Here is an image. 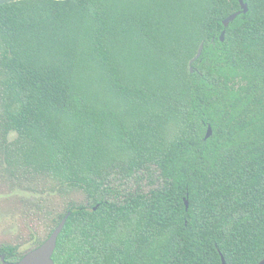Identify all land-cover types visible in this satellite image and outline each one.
<instances>
[{
    "label": "trees",
    "instance_id": "1",
    "mask_svg": "<svg viewBox=\"0 0 264 264\" xmlns=\"http://www.w3.org/2000/svg\"><path fill=\"white\" fill-rule=\"evenodd\" d=\"M243 1L227 28L239 0L0 6V186L37 197L34 248L70 213L54 264L264 259V0Z\"/></svg>",
    "mask_w": 264,
    "mask_h": 264
},
{
    "label": "rangeland",
    "instance_id": "2",
    "mask_svg": "<svg viewBox=\"0 0 264 264\" xmlns=\"http://www.w3.org/2000/svg\"><path fill=\"white\" fill-rule=\"evenodd\" d=\"M129 186L133 188L135 184L130 183ZM141 187L145 192L149 189V186L145 185L144 182L141 183ZM35 198L37 197H32L28 193L8 192V188L0 186V245H17L21 254L34 248V240L31 239L29 232L24 229V211H20L19 201L21 199L33 201ZM51 199L57 201L60 198L54 196Z\"/></svg>",
    "mask_w": 264,
    "mask_h": 264
},
{
    "label": "water",
    "instance_id": "3",
    "mask_svg": "<svg viewBox=\"0 0 264 264\" xmlns=\"http://www.w3.org/2000/svg\"><path fill=\"white\" fill-rule=\"evenodd\" d=\"M22 0H0V6L14 3ZM53 1H66V0H53ZM240 11L229 15L222 21V26L227 28L230 23H232L237 16L240 14H246L248 11L247 5L244 3L243 0H239ZM225 31H222L220 34V41L224 40ZM203 50V44H200L195 56L189 61V71L190 73L193 72L192 64L201 56ZM211 135V128L208 126L205 134V139L209 138ZM185 209L188 208L187 200L184 201ZM96 209V207L94 208ZM70 213L65 215L60 223L55 227V229L51 232L46 240H44L38 247L30 250L29 252L25 253L18 261L16 262H6L4 256L0 255V261L2 264H54L52 256L54 254L57 238L60 235L64 225L66 223L67 218L69 217ZM222 264H225L224 259L222 258ZM257 264H264V259H262Z\"/></svg>",
    "mask_w": 264,
    "mask_h": 264
}]
</instances>
